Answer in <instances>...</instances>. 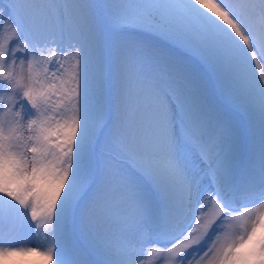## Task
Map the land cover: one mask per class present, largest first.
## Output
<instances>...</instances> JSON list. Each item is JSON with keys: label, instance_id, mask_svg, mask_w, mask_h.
<instances>
[{"label": "snow or ice", "instance_id": "obj_1", "mask_svg": "<svg viewBox=\"0 0 264 264\" xmlns=\"http://www.w3.org/2000/svg\"><path fill=\"white\" fill-rule=\"evenodd\" d=\"M0 264H264V0H0Z\"/></svg>", "mask_w": 264, "mask_h": 264}, {"label": "rangeland", "instance_id": "obj_2", "mask_svg": "<svg viewBox=\"0 0 264 264\" xmlns=\"http://www.w3.org/2000/svg\"><path fill=\"white\" fill-rule=\"evenodd\" d=\"M17 55L20 56V55H23V54L22 53H18Z\"/></svg>", "mask_w": 264, "mask_h": 264}]
</instances>
